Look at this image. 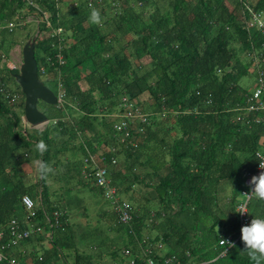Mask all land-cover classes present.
<instances>
[{
  "label": "trees",
  "instance_id": "obj_1",
  "mask_svg": "<svg viewBox=\"0 0 264 264\" xmlns=\"http://www.w3.org/2000/svg\"><path fill=\"white\" fill-rule=\"evenodd\" d=\"M228 1L0 0L1 243L10 220L19 229L31 222L42 231L22 243L50 245L41 246L31 264H94L72 244L79 225L70 222V213L85 217L87 198L95 199L101 229L122 242L108 253L114 264H125L124 249L134 264L147 257L156 264L166 258L172 264H252L243 252L236 208L244 178L257 165L264 123L255 122L260 113L245 109L256 77L249 55L261 49L260 34L246 28L245 8L264 13V0ZM93 8L100 11L99 25L89 23ZM30 15L32 21L47 16L50 26L26 23ZM57 28L62 31L55 36ZM35 32L38 77L55 95L58 85L63 92L60 106L38 102L48 120L42 130L23 126L24 99L13 79L18 66H6L10 49ZM242 78L252 85L241 84ZM122 97L145 122L129 120L128 137L120 142L112 126L127 110ZM41 140L47 145L42 156L34 150ZM87 152L107 165L111 186L125 196L128 224L102 198L90 168L83 170ZM37 160L56 174L40 179L35 173L31 180L28 170L35 172ZM23 195L35 205L31 220ZM247 216L248 225L264 218V201L249 202ZM220 238L235 247L224 254ZM11 248L4 257H12Z\"/></svg>",
  "mask_w": 264,
  "mask_h": 264
},
{
  "label": "built area",
  "instance_id": "obj_2",
  "mask_svg": "<svg viewBox=\"0 0 264 264\" xmlns=\"http://www.w3.org/2000/svg\"><path fill=\"white\" fill-rule=\"evenodd\" d=\"M247 11V19L245 21L246 28L249 30H255L260 34L261 39V49L258 53H252L251 59L254 62V67L256 69V77L254 79V88L251 91L249 98L246 100L247 107L245 108L247 112H258L261 114V117H257L255 119L256 123H264V20H262V12H256L249 6H246ZM47 16L43 19L37 20L38 22L45 23L48 27L50 26L49 21L47 20ZM11 27V26H9ZM61 29L57 28L53 31L55 36H58L61 33ZM250 55V56H251ZM57 61L61 62V57L57 56ZM10 70L16 68L15 66L9 67L6 65ZM57 103L59 106L62 104L63 100V92L60 90V85H58L57 91ZM14 98L12 99V101ZM121 106L122 108L127 109L124 113L117 115L118 121L115 122L112 126L115 134L119 137L120 142H122L125 138L128 137V121L132 120L133 118H137L140 120L141 123L145 122V116L140 115L138 113L131 112L130 106L127 104V99L125 97L121 98ZM255 157L257 158V165L253 172L248 173L244 178V186L245 189H242L240 192V197L242 201L237 205V213H238V221H239V232H241L242 226L248 225V216L247 213L241 215L239 212L241 211L240 205L247 199L243 197L242 194L250 191L249 181L252 176H258L264 169L259 168V163L264 161V131L262 133V141L261 146L255 152ZM101 159L99 160L95 155L87 152L85 158L83 159V170L90 168L91 175L93 178V184L100 188L102 191L103 199L110 203L111 209L117 215L118 220L122 224H128L131 220V213H130V206L127 202L122 201L119 199L117 195V191L115 187L111 186V183L108 179V171L107 165L105 163H101ZM100 162V164H99ZM110 164H115V159L110 160ZM21 204L24 207L25 211L28 214L29 219L34 217V202L32 199L27 196L23 195L21 197ZM248 205V203H247ZM247 212V206L243 209ZM54 221L57 222L58 214L56 212L53 213ZM42 230L37 227L33 226V223L30 222L27 228L19 229L15 220H10L7 233L8 239L4 243H1L4 237V232L0 231V260L3 259L5 264H19L17 260L13 257L6 258L3 256L2 251L7 247H14L20 242H23L25 239L29 238L33 234L40 233ZM226 240H231L230 238H224ZM232 241V240H231ZM233 242V241H232ZM158 249H161V245H157ZM122 256L125 258V264H134L130 256V252L126 249L121 251ZM144 255L150 254V250L145 249L143 250ZM174 262L173 258H166L161 264H172ZM144 264H156L155 261L151 258H145Z\"/></svg>",
  "mask_w": 264,
  "mask_h": 264
},
{
  "label": "rangeland",
  "instance_id": "obj_3",
  "mask_svg": "<svg viewBox=\"0 0 264 264\" xmlns=\"http://www.w3.org/2000/svg\"><path fill=\"white\" fill-rule=\"evenodd\" d=\"M233 1H240V0H233ZM246 3V5L254 3L255 0H242ZM229 4H232L231 1H228ZM33 17L32 15L26 17L25 22L26 23H32V24H36V21H32ZM34 20V19H33ZM262 20H264V13L262 15ZM30 27H28V29L32 30V25H29ZM36 33V32H35ZM34 33V34H35ZM33 37V36H32ZM21 47L20 45H18V47H12L8 53L10 59L6 62V65H9V67L12 66H19L20 64V60H21ZM248 57V56H247ZM249 57L251 58L252 55ZM249 57L247 59H245L243 56L240 57V60L243 63L248 62ZM148 61L147 58H143L142 59V63L145 64ZM252 67H254V62H252ZM251 67V68H252ZM241 84H248L249 86L252 85V80L247 79L246 78H242L241 79ZM45 125L38 127L37 129L35 128V130H42L44 128ZM28 130H30L29 127H26ZM81 158V156H78V159ZM36 173V170H35ZM58 185H55L54 188H57ZM225 193H229V187L226 189ZM86 195V193L84 194ZM90 195V194H89ZM91 196H93L91 194ZM121 199H125V196L123 198V196H120ZM119 197V199H120ZM103 198V197H102ZM95 199H87L85 200V206L87 208V212L85 217L79 216L77 214L76 210L71 211L70 213V222L72 224H78V235L75 237V239L72 240V244L75 245V247H77L80 251L84 252L87 255L92 256V260L94 264H114L115 262H113L108 253L111 250V248L115 247V248H120L122 247V242L119 240V236L115 233L112 232H108V231H104V229L102 230L101 227L104 226L103 225V221H99L98 219H96V212L97 210L95 209L96 205H95ZM107 203L109 204L108 206H110V203L107 201ZM100 205L101 208L103 209H108V206L106 203H104L103 201H100ZM111 207V206H110ZM100 208V207H98ZM96 230V231H95ZM95 231V233H94ZM98 231L101 233H98ZM85 234V236H88L86 239L85 238H81L80 235ZM149 236H153L154 232L150 231L148 232ZM121 254V252H120ZM122 255V254H121ZM123 257V256H122Z\"/></svg>",
  "mask_w": 264,
  "mask_h": 264
},
{
  "label": "clouds",
  "instance_id": "obj_4",
  "mask_svg": "<svg viewBox=\"0 0 264 264\" xmlns=\"http://www.w3.org/2000/svg\"><path fill=\"white\" fill-rule=\"evenodd\" d=\"M89 23L99 25L102 23V17L100 11L92 9L89 16ZM34 150L42 156L47 151V145L43 140L37 142L34 146ZM36 173L40 179H47L49 175H55L56 169L52 165L37 160ZM259 168L264 169V161L259 163ZM250 191L243 193L242 196L247 199L240 205L241 215L247 213L243 209L247 206V203L252 200L264 201V171L258 176L254 175L249 181ZM241 239L245 246L243 251L248 256L252 264H264V218L254 217L250 225L242 226L241 228ZM220 247L224 249V254H227L228 248H234L235 244L231 240L220 238Z\"/></svg>",
  "mask_w": 264,
  "mask_h": 264
},
{
  "label": "water",
  "instance_id": "obj_5",
  "mask_svg": "<svg viewBox=\"0 0 264 264\" xmlns=\"http://www.w3.org/2000/svg\"><path fill=\"white\" fill-rule=\"evenodd\" d=\"M36 37L37 32L21 47L18 73L13 75L14 82L19 86L24 99L22 124L24 127L32 129H37L48 123L46 116L38 110V102L50 106L57 103L56 95L38 77V69L34 59Z\"/></svg>",
  "mask_w": 264,
  "mask_h": 264
},
{
  "label": "crops",
  "instance_id": "obj_6",
  "mask_svg": "<svg viewBox=\"0 0 264 264\" xmlns=\"http://www.w3.org/2000/svg\"><path fill=\"white\" fill-rule=\"evenodd\" d=\"M16 46L18 47V44L14 47ZM28 172L30 174L28 175V177H31V180H33L35 178V172L31 170V168L30 170H28ZM41 246L43 249H49L50 247L49 243L46 241H35L32 243L20 242L19 244L11 248L12 257L17 260L19 264H31L34 254L39 253V251L41 250Z\"/></svg>",
  "mask_w": 264,
  "mask_h": 264
}]
</instances>
